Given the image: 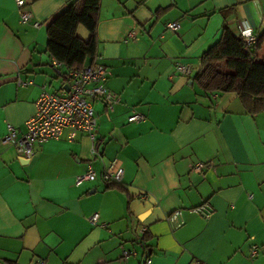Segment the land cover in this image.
I'll use <instances>...</instances> for the list:
<instances>
[{
  "label": "crops",
  "instance_id": "1",
  "mask_svg": "<svg viewBox=\"0 0 264 264\" xmlns=\"http://www.w3.org/2000/svg\"><path fill=\"white\" fill-rule=\"evenodd\" d=\"M70 2L26 0L41 23L33 27L14 0H0V264H264V110L194 80L223 26L243 38L264 31V0H100L97 53L118 100L111 109L93 101L94 143L65 130L23 159L4 136L11 125L21 137L39 93L65 83L68 70L46 51L47 25ZM256 55L264 60V44ZM133 111L144 120L128 122ZM112 162L122 189L103 178ZM89 169L96 178L76 185ZM202 204L207 217L192 211ZM176 209L184 223L172 230Z\"/></svg>",
  "mask_w": 264,
  "mask_h": 264
},
{
  "label": "built area",
  "instance_id": "2",
  "mask_svg": "<svg viewBox=\"0 0 264 264\" xmlns=\"http://www.w3.org/2000/svg\"><path fill=\"white\" fill-rule=\"evenodd\" d=\"M19 12V21L21 23L32 22L33 27H39L40 22L34 19L32 13L23 9L26 0H14ZM179 24L177 22H167L165 30L177 31ZM131 30L129 36H133ZM256 36L244 33V39L248 44L256 41ZM102 56L95 54L91 63L71 68L66 73L65 83L59 92H48L42 90L35 101V112L25 121L24 134L16 138L15 129L8 125V131L4 136L6 141H11L16 149L19 157L28 159L32 155L33 145L35 143H43L52 139H59L65 130L69 131L68 139L73 140L76 133L81 132L89 136L92 143L95 141L96 115L93 109V101H102L108 108H112L117 102V97L111 93L105 86L108 70L101 63ZM54 65L60 66L61 63L52 58ZM176 70L183 74H189V66L187 64L177 63ZM18 86H27L32 84V80H23L19 77L16 80ZM68 86V90L65 89ZM128 122H140L144 120V116L133 111L128 117ZM204 165L197 163L195 169H202ZM96 178L95 172L91 169L75 175L74 183L79 185L83 181H92ZM103 178L106 181L118 183L122 179V169L115 165L114 162L104 169ZM192 211L207 217L212 208L208 204L192 208ZM91 222H95L96 216L89 217ZM167 222L172 230L182 226L184 223L182 212L176 209L167 216ZM146 228L141 227L139 231L140 237H144ZM256 245L252 246V255L256 252ZM134 252L123 250L122 255L127 257ZM146 264L151 263V259L147 258ZM38 264H45L40 261ZM199 264H206L200 262Z\"/></svg>",
  "mask_w": 264,
  "mask_h": 264
},
{
  "label": "trees",
  "instance_id": "3",
  "mask_svg": "<svg viewBox=\"0 0 264 264\" xmlns=\"http://www.w3.org/2000/svg\"><path fill=\"white\" fill-rule=\"evenodd\" d=\"M99 4L100 0H71L47 25L46 51L67 70L92 61L97 53ZM79 26L87 31L86 40L77 35ZM261 44L264 31L248 44L223 26L217 41L201 54V67L194 80L208 93H235L250 113L264 110V60L256 55ZM107 187L122 189L111 181Z\"/></svg>",
  "mask_w": 264,
  "mask_h": 264
},
{
  "label": "rangeland",
  "instance_id": "4",
  "mask_svg": "<svg viewBox=\"0 0 264 264\" xmlns=\"http://www.w3.org/2000/svg\"><path fill=\"white\" fill-rule=\"evenodd\" d=\"M79 31L77 32V35L81 37L83 40L87 39V31L83 27H79Z\"/></svg>",
  "mask_w": 264,
  "mask_h": 264
},
{
  "label": "water",
  "instance_id": "5",
  "mask_svg": "<svg viewBox=\"0 0 264 264\" xmlns=\"http://www.w3.org/2000/svg\"><path fill=\"white\" fill-rule=\"evenodd\" d=\"M200 67H201V63H199V65L197 67V71L200 69ZM65 89L68 90V86L67 85H65Z\"/></svg>",
  "mask_w": 264,
  "mask_h": 264
}]
</instances>
